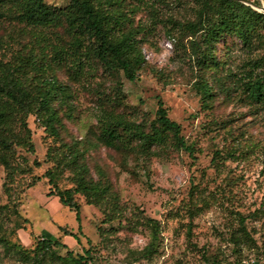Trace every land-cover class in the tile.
I'll list each match as a JSON object with an SVG mask.
<instances>
[{"label":"rangeland","instance_id":"1","mask_svg":"<svg viewBox=\"0 0 264 264\" xmlns=\"http://www.w3.org/2000/svg\"><path fill=\"white\" fill-rule=\"evenodd\" d=\"M246 1L264 5V0ZM46 3L63 10L70 0ZM95 5L110 27L118 31L112 17L121 15L122 30L135 34L145 60L136 81L91 55L81 69L74 66L67 55L72 34L63 18L33 27L14 17L12 9L13 16L3 14L8 8L0 14V63L15 65L19 57H34L43 70L27 69V87L48 78L70 94L54 103L59 135H51L36 114H18L9 124L15 136L10 144L14 170L8 177L0 162L1 235L27 249L38 236L60 238L81 254L92 248V264H264V105L251 102L241 86L243 66L258 53L224 35L214 51L218 65L200 66L192 41L199 42L201 34L194 38L179 27L194 19L193 0H97ZM201 81L213 92L207 103ZM159 99L182 126L195 159L172 146L155 147L145 157L99 142L103 110L148 129ZM21 119L31 132L33 150L17 145L18 138L29 137ZM77 145L86 149L89 178L109 185L107 199L97 204L76 196L80 224L44 177L55 168L52 158ZM59 173L60 189L75 186L72 169ZM61 226L80 242L65 236ZM0 264L31 263L0 247Z\"/></svg>","mask_w":264,"mask_h":264},{"label":"trees","instance_id":"2","mask_svg":"<svg viewBox=\"0 0 264 264\" xmlns=\"http://www.w3.org/2000/svg\"><path fill=\"white\" fill-rule=\"evenodd\" d=\"M97 0H70V4L63 10L49 6L46 0H0V14L8 8L6 16H13L12 9L20 22L33 27H47L60 22L63 18L72 34L70 50L67 53L74 66L82 68L84 61L90 55L112 72H122L131 82L136 81V72L145 63L141 50L137 46L135 34L122 30L123 19L121 15L112 18L116 27H110L108 17L98 7ZM164 1V0H162ZM194 7L191 13L193 20L179 24L182 30L188 31L194 38L201 34L199 42L192 41L194 48L199 49L198 62L202 67L217 66L214 51L224 35L235 36L247 48L248 52H257L258 55L250 57L244 67L241 86L246 97L254 103L264 105V13L247 6L238 0H193ZM261 6L260 2H255ZM3 11V12H2ZM2 12V13H1ZM202 46V48H201ZM65 51L61 50V53ZM34 58V57H33ZM19 57L15 65L0 63V162L8 172L13 175V166L10 162L11 142L14 134L8 129L13 117L18 114H36L51 135H59L57 124L60 117L54 108L56 101L64 102L70 96L66 87L54 79L44 78L32 88H28L27 69L40 71L37 59ZM44 64V63H43ZM200 93L204 102H209L213 92L207 82L199 83ZM100 116L99 142L109 148H120L135 152L145 157L154 153L155 147L172 146L182 150L195 159L194 147L186 141L182 126L173 121L164 102L159 99L156 118L147 129L112 112L103 110ZM23 125L29 134L18 138L17 145H29L33 150L31 132ZM85 151L77 146L68 147V153L52 158L56 161L55 168L49 169L44 177L49 179L63 207L75 213L77 221L81 223L82 206L77 195H82L88 204L94 205L101 199H107L109 185L89 178V167L86 163ZM53 157V154H48ZM70 168L74 173L73 188L62 190L57 185L59 171ZM107 185V186H106ZM53 193V192H52ZM106 222L109 220H105ZM65 236H71L80 242L77 234H73L65 227H59ZM81 231V226L79 228ZM190 233V231H189ZM243 233L250 238L243 228ZM0 247L7 253H15L31 264H92L93 249L84 254L71 250L60 238L55 240L38 236L34 238L30 249L21 244H13L0 233ZM61 250H65L64 255Z\"/></svg>","mask_w":264,"mask_h":264},{"label":"water","instance_id":"3","mask_svg":"<svg viewBox=\"0 0 264 264\" xmlns=\"http://www.w3.org/2000/svg\"><path fill=\"white\" fill-rule=\"evenodd\" d=\"M238 1L244 3V4L247 5V6H251V7L255 8V9H257L258 11L264 13V5H261V6H258V5H252L250 2H248V1H246V0H238Z\"/></svg>","mask_w":264,"mask_h":264}]
</instances>
